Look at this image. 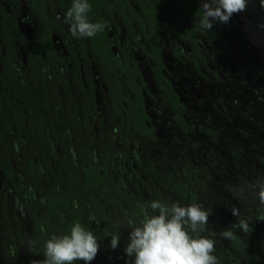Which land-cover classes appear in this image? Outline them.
Here are the masks:
<instances>
[{
  "label": "flooded vegetation",
  "instance_id": "flooded-vegetation-1",
  "mask_svg": "<svg viewBox=\"0 0 264 264\" xmlns=\"http://www.w3.org/2000/svg\"><path fill=\"white\" fill-rule=\"evenodd\" d=\"M88 2L92 38L64 22L73 0H0V264H40L76 222L90 264H132L154 200L212 208L220 264H264L261 0L210 30L204 0Z\"/></svg>",
  "mask_w": 264,
  "mask_h": 264
},
{
  "label": "clouds",
  "instance_id": "clouds-1",
  "mask_svg": "<svg viewBox=\"0 0 264 264\" xmlns=\"http://www.w3.org/2000/svg\"><path fill=\"white\" fill-rule=\"evenodd\" d=\"M260 5L264 7V0H261ZM246 8L247 0H204L200 27L210 30L213 22L228 23L234 14ZM90 10L88 0H73L64 18V22L70 25L73 37L92 38L108 27L107 22H90ZM257 194L264 204V183L258 185ZM148 208L158 214L150 215ZM148 208H141L142 219L138 226L131 228L129 242L124 248L125 254L133 258L132 264H220L213 254L216 241L210 238L217 234L207 228L209 217L213 215L212 208L198 203L181 206L177 202L162 203L159 200L150 202ZM231 214L239 217L240 211L232 207ZM248 226L246 220L240 219L230 228L222 230L219 236L235 239L234 230L247 231ZM204 232H209V236L201 235ZM109 235L110 247L115 249L119 235ZM44 248L45 259L40 264H75L78 261L90 264L98 254L100 245L91 230L76 222L68 234L51 236Z\"/></svg>",
  "mask_w": 264,
  "mask_h": 264
},
{
  "label": "trees",
  "instance_id": "trees-1",
  "mask_svg": "<svg viewBox=\"0 0 264 264\" xmlns=\"http://www.w3.org/2000/svg\"><path fill=\"white\" fill-rule=\"evenodd\" d=\"M59 2H61L62 0H58ZM91 3H95V0H89ZM37 2V1H36ZM37 3H40V2H37ZM93 18H94V15H93ZM90 22H93V23H95V21L94 20H91L90 19Z\"/></svg>",
  "mask_w": 264,
  "mask_h": 264
},
{
  "label": "rangeland",
  "instance_id": "rangeland-1",
  "mask_svg": "<svg viewBox=\"0 0 264 264\" xmlns=\"http://www.w3.org/2000/svg\"><path fill=\"white\" fill-rule=\"evenodd\" d=\"M0 43H1V41H0Z\"/></svg>",
  "mask_w": 264,
  "mask_h": 264
}]
</instances>
